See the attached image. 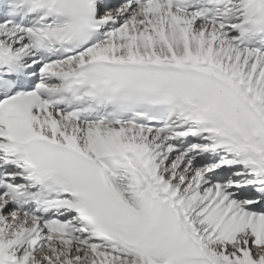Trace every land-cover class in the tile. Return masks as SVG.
Returning a JSON list of instances; mask_svg holds the SVG:
<instances>
[{"label": "snow or ice", "instance_id": "6c2138e0", "mask_svg": "<svg viewBox=\"0 0 264 264\" xmlns=\"http://www.w3.org/2000/svg\"><path fill=\"white\" fill-rule=\"evenodd\" d=\"M0 264H264V0H0Z\"/></svg>", "mask_w": 264, "mask_h": 264}]
</instances>
